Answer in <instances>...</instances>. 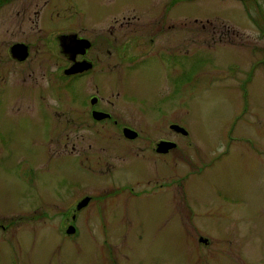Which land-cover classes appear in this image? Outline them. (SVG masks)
<instances>
[{
	"label": "rangeland",
	"instance_id": "rangeland-1",
	"mask_svg": "<svg viewBox=\"0 0 264 264\" xmlns=\"http://www.w3.org/2000/svg\"><path fill=\"white\" fill-rule=\"evenodd\" d=\"M28 1L0 0L2 55L5 44L28 38L4 20ZM34 1L38 8L44 0ZM75 1L52 9L50 30L103 22L120 2ZM131 1L144 7L129 12L140 22L180 24L186 63L175 97L192 140H182L180 171L189 173L184 189L193 201H172L175 183L164 200L132 195L128 187L145 182H136L141 163L109 174L89 160L87 170L77 157L81 128L42 121L26 97L14 95L24 85L15 91L0 82V264H264V0ZM3 59L6 76H18L19 66ZM32 65L29 59L22 70ZM96 190L100 204L87 201L77 211L71 237L65 215Z\"/></svg>",
	"mask_w": 264,
	"mask_h": 264
},
{
	"label": "flooded vegetation",
	"instance_id": "flooded-vegetation-1",
	"mask_svg": "<svg viewBox=\"0 0 264 264\" xmlns=\"http://www.w3.org/2000/svg\"><path fill=\"white\" fill-rule=\"evenodd\" d=\"M7 1L10 0H1ZM73 1L76 2L44 0L37 8L38 2L29 0V6L4 14L7 29L14 31L13 35L30 33L29 39L15 38L2 47L0 82L12 84L15 91L17 86L24 85L25 89L14 95L26 97L23 104L39 112L42 121L81 128L77 157L87 170L93 168L89 160L106 167L109 174L123 169L125 172L135 163L144 164L142 176L136 182H145L139 190L135 184L129 186L132 195L156 193L164 200L170 192L167 187L175 183L178 189L172 193V201L175 198V202L183 201L189 207L193 200L184 189L189 173H181L180 159L187 158L182 151L183 138L187 146H191L192 140L189 131L176 126L180 124L177 110L181 105L175 94L181 90L182 66L186 63L181 59V35L177 28L180 24L140 22L138 15L129 12L144 7L133 6L131 0H120L103 22L73 23L50 30L52 9H66ZM61 16L66 18L65 14ZM145 41L148 44L144 45ZM17 43L24 44L19 46L21 51L15 47ZM150 57L156 61L153 66L148 64ZM3 58L19 66L13 69L18 76H6ZM29 59L34 65L30 71H23L22 65ZM150 81L151 91L147 86ZM171 109L173 113H167ZM82 196H87L88 202L100 204L97 190L95 197L92 192ZM79 201L74 206L78 210L69 209L65 215L66 226H76L74 217L83 206L77 207ZM5 226L0 222V231Z\"/></svg>",
	"mask_w": 264,
	"mask_h": 264
},
{
	"label": "water",
	"instance_id": "water-1",
	"mask_svg": "<svg viewBox=\"0 0 264 264\" xmlns=\"http://www.w3.org/2000/svg\"><path fill=\"white\" fill-rule=\"evenodd\" d=\"M19 46H23L22 43H17V44H15V47L17 48V50H18V51H21V47H19ZM25 54H26V52H22V55H25ZM176 126L179 127V128H182V130L185 131V129H184L183 127L178 126V125H176ZM87 199H88V197H86L84 200L80 201V202L78 203V207L84 205V204L86 203ZM68 230L71 231L70 228H69Z\"/></svg>",
	"mask_w": 264,
	"mask_h": 264
},
{
	"label": "trees",
	"instance_id": "trees-1",
	"mask_svg": "<svg viewBox=\"0 0 264 264\" xmlns=\"http://www.w3.org/2000/svg\"><path fill=\"white\" fill-rule=\"evenodd\" d=\"M243 2L246 3V0H243ZM260 17H261V16H260ZM254 21H257V20L254 19ZM257 22H258V21H257Z\"/></svg>",
	"mask_w": 264,
	"mask_h": 264
}]
</instances>
